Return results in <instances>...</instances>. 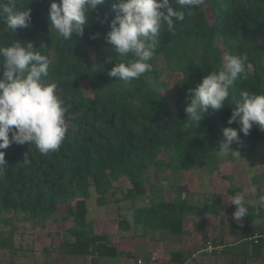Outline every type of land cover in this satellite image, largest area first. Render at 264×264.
Returning a JSON list of instances; mask_svg holds the SVG:
<instances>
[{
  "label": "trees",
  "instance_id": "trees-1",
  "mask_svg": "<svg viewBox=\"0 0 264 264\" xmlns=\"http://www.w3.org/2000/svg\"><path fill=\"white\" fill-rule=\"evenodd\" d=\"M52 2L14 0L18 9L28 6L32 16L31 25L18 28L16 34L6 31V20L0 19V45L8 46L18 39L33 43L37 49L41 44L45 46L40 51L51 60L45 79L58 84L57 95L64 102L68 124V132L55 152L43 155L30 142L12 143L0 150L4 151L7 164L0 172V251L12 253L14 249L15 225L9 215L42 226L60 206L66 205L68 213L61 220L71 219L66 234L72 241L63 240L56 250L66 257H114L115 249L100 244L102 237L94 234L87 221L90 188L95 191L96 205L103 207L118 191L121 195L115 203L132 201L145 193L141 176L149 168L178 174L216 165L221 158L233 161L255 150L264 154V131L259 126L254 125L244 135L239 132L238 123L227 124L242 91L264 94V0H209L210 22L203 8L189 14L188 9L179 8L176 0H169L175 9L185 12V19L175 24L174 33L166 25L162 28L150 61L152 70L130 83L108 75L115 59L105 63L115 53L110 52L111 46L104 39L110 30L108 24L101 21L105 16L109 21L115 18L113 0H106L98 12H85L84 35H74L71 41L49 32L48 10ZM225 54L247 56L245 72L230 88L225 107L210 110L197 122L187 119L184 109L189 89L211 71H218ZM157 57L179 77L171 86L165 73L154 65ZM80 81L89 83L92 96L82 94ZM226 127L239 132L241 144L232 147L240 156L219 153V141ZM259 177L264 180V175ZM259 177H253L252 183L256 184ZM121 178L129 182V189L113 188L112 183ZM238 192V188L226 191L231 196ZM176 202L158 201L133 210L132 226H140L141 235L147 230L179 235L188 215L224 213L233 219L236 211V206L220 194L206 195L202 207L188 205L184 199ZM246 206L248 215L240 222L233 219L242 224L240 240L232 244L212 241L213 246L222 247L219 252L204 253L201 248L187 253L185 258L182 252H174L169 262L218 264L221 257H230L228 264H245L247 259L263 257L264 228L257 227L255 222H264V201ZM130 226L124 219L119 222L122 231ZM254 234L260 235L256 242L243 241ZM234 259L239 261L235 263Z\"/></svg>",
  "mask_w": 264,
  "mask_h": 264
},
{
  "label": "clouds",
  "instance_id": "clouds-1",
  "mask_svg": "<svg viewBox=\"0 0 264 264\" xmlns=\"http://www.w3.org/2000/svg\"><path fill=\"white\" fill-rule=\"evenodd\" d=\"M106 0H59L49 7V32L71 41L82 38L86 24L85 12H98ZM180 9L193 11L207 7V0H176ZM115 18L105 16L109 31L104 39L111 46L105 63L115 64L108 72L116 81L130 83L152 70L157 39L166 25L174 33L175 24L185 19V12L175 9L169 0H113ZM0 19L6 20V31L16 34L18 28H28L32 22L31 9H18L14 0H0ZM95 39V37H91ZM33 43L16 39L8 46L0 45V150L12 143L30 142L43 155L57 151L67 132L66 108L57 95L58 84L45 79L51 60ZM247 56L225 54L218 71H211L186 95L184 109L187 119L197 122L210 110L225 107L230 88L245 72ZM239 124V132L248 135L254 125L264 131V94L242 91L232 108L227 124ZM237 129H223L219 141L222 156L238 155L232 145H240ZM11 134V139L9 138ZM24 162H27L26 157ZM5 153L0 151V172L6 166ZM236 206L233 219L240 222L249 209L243 193L231 198Z\"/></svg>",
  "mask_w": 264,
  "mask_h": 264
},
{
  "label": "rangeland",
  "instance_id": "rangeland-1",
  "mask_svg": "<svg viewBox=\"0 0 264 264\" xmlns=\"http://www.w3.org/2000/svg\"><path fill=\"white\" fill-rule=\"evenodd\" d=\"M203 9L210 22L209 0H207V7ZM216 44L218 47H222L220 43ZM154 65L165 73L170 86L179 78L175 72L166 67L162 58H155ZM163 78L161 77V79ZM79 86L83 95L92 96L87 81H80ZM169 89L170 87L163 90L162 93L166 94ZM260 175H264V154L255 150L253 153L233 161L221 158V161L216 165L201 166L178 174L172 173L168 169L157 172L149 168L141 176L145 193L132 201L115 203L114 200L121 195V192L118 191L114 197L110 198L107 205L98 207L95 202V191L90 188L89 197L86 200L87 221L90 222L94 234L102 237L103 240L99 243L115 249L114 257L96 255L66 257L56 250L63 240L72 241L66 234V230L72 225L71 219L61 220V217L68 213L66 205L60 206L49 220L43 222L42 226L19 221L21 218L16 219L9 215L8 217L12 218V223L14 222L15 225L12 243L14 249L12 253L0 251V264H135V259L138 257L144 259L155 256L170 261V255L174 252H182L185 258L187 253L198 252L201 248L206 251L216 250L217 248L207 250L205 245L212 241L232 244L243 237L242 224L238 225L227 214L205 215L197 212L186 217L187 221L182 234L170 235L166 232L147 230L144 235H141V227L134 228L132 226V211L148 207L158 201H177L178 204L183 199L188 205L202 207L206 195L212 194L223 195L224 200L230 204L233 196L227 195L228 188L240 189L238 193L244 194L247 205L255 206L264 201V180L260 179ZM253 177H259L256 184L252 183ZM112 185L114 189L119 190L130 188V184L125 178H121ZM123 219L131 225L127 231H122L119 227V222ZM13 224L10 223V225ZM235 225H238L237 231L234 229ZM255 225L264 228L263 221H257ZM243 241L246 239L243 238ZM220 250L222 247L218 246L216 251L211 252ZM262 256L256 260L247 259L245 264H264V249ZM197 257L198 255L195 256V258ZM230 260V257H221L218 264H228ZM238 261V259H234L235 263ZM185 264L191 263L186 262Z\"/></svg>",
  "mask_w": 264,
  "mask_h": 264
},
{
  "label": "built area",
  "instance_id": "built-area-1",
  "mask_svg": "<svg viewBox=\"0 0 264 264\" xmlns=\"http://www.w3.org/2000/svg\"><path fill=\"white\" fill-rule=\"evenodd\" d=\"M260 237V235L258 234H254L253 236H249L247 237L246 241H253V242H256V240ZM207 246V250H211V249H215L218 247L216 246H213L212 243H207V245H205V247ZM216 249V250H217ZM216 250H211V251H216ZM203 252H211V251H206V249H202ZM135 264H174L172 262H169V261H165L163 259H160V258H157L155 256H150V257H147V258H141V257H138L135 259Z\"/></svg>",
  "mask_w": 264,
  "mask_h": 264
}]
</instances>
